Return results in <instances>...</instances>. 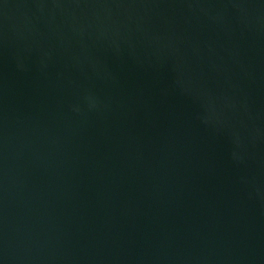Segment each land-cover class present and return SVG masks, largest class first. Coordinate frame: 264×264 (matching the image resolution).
I'll use <instances>...</instances> for the list:
<instances>
[{"label":"water","instance_id":"95a60500","mask_svg":"<svg viewBox=\"0 0 264 264\" xmlns=\"http://www.w3.org/2000/svg\"><path fill=\"white\" fill-rule=\"evenodd\" d=\"M0 264H264V0H0Z\"/></svg>","mask_w":264,"mask_h":264}]
</instances>
